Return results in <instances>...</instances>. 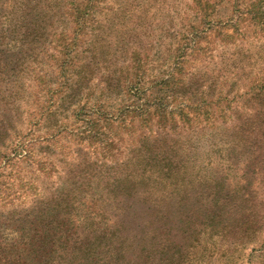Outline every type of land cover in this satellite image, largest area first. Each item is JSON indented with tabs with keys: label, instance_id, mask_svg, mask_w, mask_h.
Returning <instances> with one entry per match:
<instances>
[{
	"label": "trees",
	"instance_id": "16d2710c",
	"mask_svg": "<svg viewBox=\"0 0 264 264\" xmlns=\"http://www.w3.org/2000/svg\"><path fill=\"white\" fill-rule=\"evenodd\" d=\"M170 1L0 0V201L15 164L54 170L38 194L0 207V264H264V211L254 202L264 0H226L231 15L218 23L207 10L217 3L185 0L184 38L193 42L205 21L221 25L230 29L218 31L223 53L184 74L174 71L181 59L149 74L148 64L163 65L162 39L177 33ZM51 38L59 78L34 106L39 76L29 73L42 70ZM218 76L241 84L224 99L230 123L177 127L175 115L210 121ZM101 123L117 127L113 142Z\"/></svg>",
	"mask_w": 264,
	"mask_h": 264
},
{
	"label": "rangeland",
	"instance_id": "374dc122",
	"mask_svg": "<svg viewBox=\"0 0 264 264\" xmlns=\"http://www.w3.org/2000/svg\"><path fill=\"white\" fill-rule=\"evenodd\" d=\"M110 1V0H105ZM113 1V0H112ZM214 1L216 6L209 7L207 10L209 13H211L210 17L213 19L216 23L218 21H223L227 16H230L229 14V7L228 2L226 0H210ZM171 13H172V21L171 26L173 27V31L177 32L173 35H165V37L162 39V48L163 50L160 52V60H158L159 64H163L161 67H156V63H150L148 64V73L152 74L156 71H163L166 67H171L175 62L176 59H181L180 62H177V65L175 66V72L178 74L180 73H187L189 71H194V69H198L203 65H207L206 61H215L216 58L222 55V51L224 50L222 47V42L219 40V32L218 31H227L229 32L230 29L228 28H220L221 25H215V26H209L210 23L204 22L203 26L198 25L195 27L196 33H195V40L192 42V40L187 38H184V34L186 31V28L189 24H187V18L186 13H190V7L189 4L185 0H171ZM109 5V3L107 4ZM148 6L153 7L154 4L152 1L148 2ZM213 20L211 22H213ZM210 22V21H209ZM214 22V23H215ZM248 21H241L240 25L245 32H249L252 30L251 26H248ZM204 28L202 30V28ZM202 31V32H201ZM56 36L54 37V39ZM52 40L49 42L45 41V47L47 48V57L42 62V70L38 73L30 72L29 75L31 77H34V75L39 76V79L35 80V85L30 88L31 97L30 99L33 101L34 106H38V104L34 101L35 95L39 96L38 100L41 103H44V101H48L50 96L53 94V88L54 85L59 78L58 76V70L57 75L53 74L52 71H56L55 68V58L57 56V48H56V41ZM182 57H180V56ZM209 65V64H208ZM211 67L213 65H210ZM252 73L250 76L252 77ZM46 74H51L50 77H47ZM176 75V74H175ZM49 76V75H48ZM57 77V78H56ZM224 77V76H223ZM217 83V88L213 89L211 92V96L213 99L216 100L218 103H213L214 106H212V114L209 113V120L205 119L203 116L198 115L195 116L194 114H189L190 120L186 123H181V120L178 119V116L175 115V124L180 129H190L189 126L194 127L195 129L205 127L208 124L212 123H218L221 124V128L225 127L228 123H230V112H228L226 108V101L224 99H230L234 93H240L242 91L241 84H237L236 86H224V82L220 78V76L215 78ZM43 91V92H41ZM40 93H44L43 96L40 95ZM52 93V94H51ZM221 95H220V94ZM219 95V96H218ZM226 103V104H225ZM230 105H234V103L231 101ZM239 104H236L233 106V109L236 110V112L233 115H236V117L240 120L245 119L246 116H242L244 112L242 111V108L238 107ZM26 109V108H24ZM225 110V112L223 111ZM24 111H27L24 110ZM25 119L27 120V115L25 116ZM251 122V121H250ZM153 121L151 122V124ZM252 123V122H251ZM254 124V123H252ZM99 130L100 132H103L106 134L109 133L111 136L110 140L113 142V130L117 131V127L113 126V124L107 126H104L103 123L99 124ZM211 126V125H210ZM122 135L124 133L120 131ZM209 134H205L202 136L203 138H209ZM201 136V135H200ZM219 136H216L218 138ZM127 138V137H126ZM128 140V139H125ZM217 146L213 149L212 152L216 151ZM254 152V151H253ZM113 153V152H112ZM256 154V151L254 152ZM213 156L218 158L216 153H212ZM120 157V155H114V157ZM113 158V154L111 156ZM38 159V158H36ZM223 163H225L224 160H222ZM41 162H38L40 164ZM227 167V166H226ZM258 170L255 172V181H256V188L257 191L255 193L254 202L256 204H259L261 208L264 211V157H260V162L258 164ZM10 174H7L6 177L8 178V181H6L5 184V192H4V200L0 201V207H2L3 204H23L26 202L27 198L32 197L34 194H38V188L37 185L40 181H42L44 178H50L53 179V169H42L37 166L36 163H32L30 166H25V164H15L11 168ZM8 172V171H7ZM39 181V182H38Z\"/></svg>",
	"mask_w": 264,
	"mask_h": 264
}]
</instances>
